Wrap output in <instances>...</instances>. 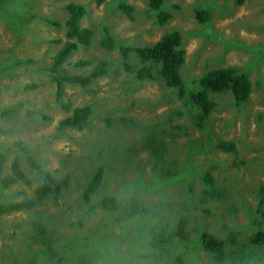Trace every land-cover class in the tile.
<instances>
[{"label": "rangeland", "instance_id": "rangeland-1", "mask_svg": "<svg viewBox=\"0 0 264 264\" xmlns=\"http://www.w3.org/2000/svg\"><path fill=\"white\" fill-rule=\"evenodd\" d=\"M121 1L6 0L0 5V175L11 174L16 160L31 180L30 185L0 184V204L35 200L28 209L0 212V264H58L57 257L77 249L74 243L84 253L88 245L98 249L99 257L86 264H178L183 252L187 253L183 264H264V254L258 261L245 257L260 252L246 236L255 229L256 191L264 182V0H244L238 6L234 0H165L164 9L171 16L163 25L155 23L145 0H126L133 6L132 17L120 11ZM70 2L85 6L87 14L80 24L89 26L93 37L89 45L78 44L67 54L65 69L87 74L105 60L107 71L86 86L66 84L58 98L44 67L61 45L57 39H64V26L55 22L63 21L64 6ZM210 5L208 26L196 20L194 10ZM105 29L116 42L137 45L153 43L165 30L177 29L185 49L180 70L186 85L196 88L194 79L206 69L234 65L250 80L249 97L237 104L230 92L211 93L216 107L205 119H198L189 99L178 97L160 81L156 66L149 70L154 79H138L135 69L143 65L133 52L128 63L134 69H129L118 50L102 47L99 41ZM262 49L254 61L255 52ZM78 59L87 64L74 65ZM67 102L68 109L63 106ZM85 103L92 108L87 126H59L62 117ZM147 131L171 141L165 159L173 146L176 149L170 154L180 156L179 163L188 160L187 147L201 148L193 159L202 163L192 176L172 186L165 198L160 189L144 192L127 181L136 174L150 177L153 167L159 166L148 158ZM120 138L133 141L130 160L125 159L124 148L111 150ZM225 141L234 143V149L218 146ZM180 145L184 147L178 150ZM99 147L106 155H97ZM29 155L52 175H69L61 205L50 198L36 200L41 175ZM101 164L105 167L102 181L86 202L84 183ZM207 172L213 176L209 182L204 179ZM105 194L121 203L119 213L126 218L137 203L139 209L156 206L170 215L158 222L149 220L148 225L142 219L136 230L101 207ZM36 217L37 229L31 224ZM179 220L185 225L182 233L176 229ZM202 233L223 240L225 254L220 260L204 249ZM94 237L97 242L89 240ZM153 239L160 247L149 244ZM147 249L152 256L144 253Z\"/></svg>", "mask_w": 264, "mask_h": 264}, {"label": "trees", "instance_id": "trees-1", "mask_svg": "<svg viewBox=\"0 0 264 264\" xmlns=\"http://www.w3.org/2000/svg\"><path fill=\"white\" fill-rule=\"evenodd\" d=\"M4 1L6 0H0V5ZM102 1L103 0H96L97 3H101ZM145 1L150 9L153 20L158 25H163L171 16L170 13L167 12L166 9H164L163 5L165 0ZM243 2L244 0H234L235 5L237 6L241 5ZM117 6L120 11H123L127 15L132 17L131 12L133 10V6L128 4L126 0L118 2ZM174 6L178 7L179 5L175 4ZM210 7L211 5L209 7L197 8L194 10L195 18L199 23L210 26L208 23L210 19ZM64 8L67 12V15L63 18V21L57 20L55 22L57 26H64V39H57V42L61 45L58 46L52 54V60L50 64L44 67V71L48 74L49 79L55 84L58 98L60 97V95H63L64 86L66 84H78L81 86H86L92 80L97 78L99 75L105 74L107 71V62L105 60L96 63V65L91 68L87 72V74L76 72L70 73L65 69L63 62L66 59L67 54L72 49L77 48L78 44H82L84 46L89 45L92 41L91 37H93V30L89 26H82L80 24V20L82 19V17H85L87 14L84 5L80 3L70 2L66 4ZM104 31L105 35L101 37L99 41V44L101 46L107 48L108 50H118L121 59L125 62L126 67L129 69H134V67H132V65L128 63V57L131 52H133L140 59L141 66L143 65L141 68L137 70L135 69L136 77L138 79H144L146 77L154 79L149 70L152 66H156L160 81L163 82L166 87L172 88L171 91L178 97L189 99L192 110H194L195 112L198 111V113L196 114L198 119H205L216 107L215 100L210 97L211 93L230 92L233 96V101L237 104L246 102L249 97V94L251 92L250 80L243 70L234 65L216 66L211 69H206V71L199 75L197 79H194V82L197 83L196 88H192L191 86L186 85L180 70V66L184 61L185 49L184 47H182V35L177 29L165 30L153 43L142 45H137L135 43L131 44L130 42H116V40L113 39L112 35L108 33L107 29H105ZM262 51L263 49L260 52H255L254 61L258 60L257 55L261 56ZM12 59L14 61H18L17 58ZM27 61H32V59L27 58ZM147 63H150V65L148 64V66H144ZM73 64L76 66L87 64V60L78 59L73 62ZM63 106L68 109L70 107V103H63ZM12 111H10L9 109V113ZM91 117V105L90 103H85L84 105L75 106L70 114L65 115L59 120L58 124L62 128L64 126H68L77 129H83L84 126L88 125ZM128 120H131V118H129ZM108 123L111 124V122ZM135 128H137V126H135ZM141 135L143 136L142 132ZM99 140L100 142H102L101 139ZM170 142L171 141H167L162 138L160 139L157 133L147 131L148 146L146 147L148 149V158L154 159L155 164H158L159 166H154L156 167V169L153 167L150 177H143L136 174V177L134 179L127 178L130 187L143 190L144 192L151 189H160L163 192V198H165L170 195L171 192L169 191V189L172 186H176L181 180H184L188 176H192L194 170L197 169L199 167V164H201L203 161H195L193 159L195 151H198L201 148H199L198 146L187 147L186 153L184 155L188 157V160L179 163L181 157L177 156L176 154H170L176 149L174 148V146L171 148L169 156L165 159V155L167 154L166 150ZM104 143L107 144L109 142ZM16 144L21 146L22 142L16 141ZM219 145L223 146L226 149H234V143L230 141H225L222 143L220 142L218 146ZM182 147L184 146H177L178 150H180ZM121 148H124V150L126 151L125 159L130 160L132 157V153L135 152L133 141L126 138H120L115 142V144H113L111 150L117 151ZM98 150L99 151L97 152V155H106L105 150H103L102 147H99ZM2 161L3 155L0 153V163ZM29 161L32 162L33 166L36 168V171L41 175L40 183L35 190L36 200L42 201L50 198L54 203L60 204L59 200L62 196L63 188L66 187L69 183V175H52L48 170L42 168V165L36 161L33 155H29ZM219 162L222 163V159ZM241 162L244 161H239L240 164H243ZM160 165L163 166L161 167ZM104 169L105 167H103L102 164L101 166H98L96 170L91 173L86 183H84V188L82 190L84 201L89 202L90 196L93 195L99 188V185L102 181ZM171 169H174L173 172H171ZM212 177L213 176L210 172L204 174V179L206 178V182H209ZM17 182H22L25 185L31 184V180L20 169L19 164L15 160L13 161V164L11 166V174L8 173L3 176L0 175V184L6 187ZM256 194L259 197V201L256 208L257 214H255L254 217L258 219L254 220L255 229H253V231L249 235H247L246 238L248 242H251V244L253 245L252 247L257 248L260 252L257 255H245L246 259H248V261L250 262L251 260H261V255L264 254V182L259 184ZM34 203L35 200L28 198L24 199L21 202L0 204V212L9 211V209H28L32 207ZM100 205L109 213L111 212L112 217L116 215V217H113L114 220L119 221L122 219L126 222V225H132L136 230L139 229L140 226H142V219H144L146 225H148V223L150 222L149 220L154 219L156 220V222H158L159 219H166V215H170V213L164 214L163 211H160L156 206H154V210L152 209V207L149 209H147L146 207H140L139 209L137 203L134 213L126 218L122 213H119L121 210V203L117 201L113 196L108 194H105L100 199ZM65 209L69 210V207ZM137 211H140L141 213L135 214ZM138 216L141 217L138 218ZM179 221L180 222L177 225L176 229L180 233H182L184 232L185 225L183 220ZM31 222L32 226L36 229L39 227V217H36ZM157 227L161 228V226ZM40 232L43 233V230ZM46 232L47 231L45 230L44 233ZM49 233L51 234L50 231ZM163 233H161L160 235H162ZM89 240L91 242H97L98 237L89 238ZM200 242L202 243L204 249H206L208 253L214 254L215 258L218 260L222 258V254H225L223 240L217 236H213L208 233H202ZM149 244H151L154 249L160 247V243L154 239ZM74 245H76L77 249L68 250L64 253L63 256L57 257V260L61 261L58 264H76L74 262L78 261L77 258H79V262L77 264H86V262H92L91 259L93 257H99L98 249H96L92 245H88L86 247V250L89 251H85V253L80 251L76 243H74L72 246ZM149 251L151 250H144V253L152 256V253H148ZM186 255V252L178 255V264H183V259L186 261ZM52 256L53 255H51V257ZM84 256L87 257V259L84 258ZM214 261L215 260H213V262ZM246 261L247 260H245L244 262Z\"/></svg>", "mask_w": 264, "mask_h": 264}, {"label": "clouds", "instance_id": "clouds-1", "mask_svg": "<svg viewBox=\"0 0 264 264\" xmlns=\"http://www.w3.org/2000/svg\"><path fill=\"white\" fill-rule=\"evenodd\" d=\"M96 1V0H95ZM97 3V2H96ZM145 3H146V1H145ZM98 4V3H97ZM97 4H95V5H97ZM147 4V3H146ZM147 7H148V5H147ZM149 8V7H148ZM150 10V9H149ZM167 12H169L168 10H167ZM170 13V12H169ZM168 20V19H167ZM103 47V46H102Z\"/></svg>", "mask_w": 264, "mask_h": 264}]
</instances>
